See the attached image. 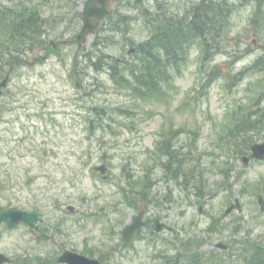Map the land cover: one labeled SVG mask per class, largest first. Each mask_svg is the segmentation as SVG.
<instances>
[{"label": "rangeland", "instance_id": "rangeland-1", "mask_svg": "<svg viewBox=\"0 0 264 264\" xmlns=\"http://www.w3.org/2000/svg\"><path fill=\"white\" fill-rule=\"evenodd\" d=\"M200 1L143 0L134 8L117 0L110 24L80 47L78 10L86 0H0V7L14 9L41 3L33 8L46 19L44 37L62 41L60 55L53 45L29 52L0 96V213L19 208L42 217L39 238L26 224L8 229L0 223V251L13 264H61L65 249L94 254L104 264H177L173 255L182 257L180 264L264 258L257 246L264 242L257 200L264 197V160L244 164L235 153L243 143L264 141V126L239 133L235 114L240 105L247 116L255 109L253 118H264V21L253 23L258 6L229 0L235 8L221 49L204 60L191 48L162 83L165 93L146 97L119 87L99 58H132L133 46L151 34L140 9H163L165 19ZM122 12L132 16L128 40L111 29ZM9 40L0 31L1 57ZM43 55V62L34 61ZM257 59V69L240 79L233 75ZM167 137L169 149H158ZM236 197L242 209L225 213ZM70 204L73 214L65 208ZM142 209L152 224L123 240L122 228ZM155 217L174 230H155Z\"/></svg>", "mask_w": 264, "mask_h": 264}, {"label": "trees", "instance_id": "trees-1", "mask_svg": "<svg viewBox=\"0 0 264 264\" xmlns=\"http://www.w3.org/2000/svg\"><path fill=\"white\" fill-rule=\"evenodd\" d=\"M255 1L258 9L254 13L253 23L260 27L264 21V0ZM37 4L41 3L27 4L21 9L16 6L15 9L11 6L6 7L3 4L0 7V31L6 33L7 40L10 39L7 44L6 55L1 57L3 51L0 50V75L3 74L2 72L6 67H16L23 64L25 62L23 58L29 52L49 50L50 43L44 37L46 19L36 8H33ZM24 11L27 13L23 14ZM232 12L233 6L229 3V0H202L194 8L191 20V17H189L192 15L190 11L187 12L184 18L181 16L174 18L172 15H168L164 19L165 10L160 9V11L154 13L146 8L147 27L151 31V37L146 42H142L140 47L137 46L135 57L131 60L126 58L117 59L109 55L105 56L103 53L99 58L100 60L105 59L107 62L106 67L113 70L110 74L113 76L114 82L119 84V87H124L122 85L126 84L139 95L146 97L165 93L161 89L162 83H166L171 79L172 66L174 68L179 67L182 60L187 59V54H181V52L187 44V46L191 45L192 40L200 38L203 41L205 52L210 48L212 50L213 48L221 49L217 46V42L221 41L222 35L226 33V21ZM124 21L127 25L126 18ZM220 24V28H223L224 31L216 29ZM115 30L126 31V26L122 29L118 24ZM16 44L17 46L14 47ZM205 47H209V49ZM260 61L261 59L257 60L248 70L257 69ZM100 64L97 63L96 65ZM245 73L247 72L240 71V73H233V75L238 76L240 79ZM241 108L243 107L239 105L237 107L239 111L235 112L236 115L239 113V117L236 119L239 133L246 130V128L264 126V118H253L252 113L255 112V109L251 110L253 112L248 111L252 115L249 117L245 111L241 112ZM249 123L250 125H248ZM238 132L236 134H239ZM247 264L258 263L248 261ZM259 264H264V262Z\"/></svg>", "mask_w": 264, "mask_h": 264}, {"label": "water", "instance_id": "water-1", "mask_svg": "<svg viewBox=\"0 0 264 264\" xmlns=\"http://www.w3.org/2000/svg\"><path fill=\"white\" fill-rule=\"evenodd\" d=\"M111 0H87L83 10H82V20H83V28L79 33V45L82 46L83 43L86 42L90 33L96 32V30L100 26V22L106 16H108L111 11L109 9ZM59 52V50H58ZM44 58H37L39 61H43ZM8 77L4 79L1 83L3 87H6ZM77 87L81 86L80 79L77 80ZM2 93V87H0V94ZM252 151L254 157L264 159V143L263 144H256L252 147ZM104 168V167H102ZM238 203L232 205L228 212L231 211L235 206L239 207V201L236 200ZM262 202V210L264 211V201ZM39 220L38 213L35 212H26L23 210H13L9 209L4 211V213L0 214V221H6L9 224V227L13 228L20 222L29 223L31 226H36V222ZM158 221V220H157ZM145 222L140 221L139 217H135L134 222L131 225H128L124 228L123 234L124 239L129 240L132 238L133 235L140 233L143 230V224ZM160 227V226H159ZM161 228V227H160ZM159 228V229H160ZM221 246V244L219 245ZM259 246L264 248V244H260ZM6 260H10L8 257H4V255L0 254V264L6 262ZM61 261H67L70 264H101L99 261L91 259L89 257L82 256L77 253H71L70 251H66L64 256L61 258Z\"/></svg>", "mask_w": 264, "mask_h": 264}, {"label": "flooded vegetation", "instance_id": "flooded-vegetation-1", "mask_svg": "<svg viewBox=\"0 0 264 264\" xmlns=\"http://www.w3.org/2000/svg\"><path fill=\"white\" fill-rule=\"evenodd\" d=\"M143 215L145 216V218L147 217L145 213H143ZM41 220H42V218L39 220V223L37 224L36 228H31L30 227V229L33 231L34 235H36L38 238H39V231H40V228H41V225H40ZM59 260H60V258H59ZM11 264H13V262H11Z\"/></svg>", "mask_w": 264, "mask_h": 264}]
</instances>
